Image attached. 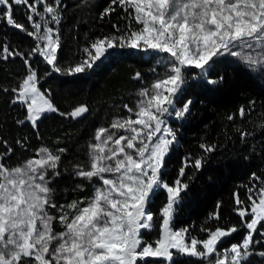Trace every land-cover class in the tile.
Listing matches in <instances>:
<instances>
[{
	"label": "snow or ice",
	"instance_id": "obj_1",
	"mask_svg": "<svg viewBox=\"0 0 264 264\" xmlns=\"http://www.w3.org/2000/svg\"><path fill=\"white\" fill-rule=\"evenodd\" d=\"M93 2L83 0L86 7ZM17 6H25L31 30L15 18ZM65 7L62 0H0V22L35 41L27 53L6 42L0 46V60L18 57L26 67L27 74L11 89L12 102L26 106V120L33 128L48 113L78 119L89 112L86 105L69 113L59 110L51 94L38 87V73L30 63L35 55L53 72L70 77L94 71L123 50L167 54L168 70L139 91L135 109L124 105L130 115L113 119L109 128L96 129L88 160L73 166L72 175L81 180L75 189L83 191L87 182L92 187L90 198L67 204L55 198L53 181L62 175L61 154L67 149L53 152L41 147L35 157L9 166L13 149L2 141L6 151L0 153V264H181L185 257L199 258L201 264H250L253 255L264 260V250L257 251L258 245L264 246V179L251 174L260 186L258 190L256 184L247 187V205L238 193L233 194L240 225L202 228L206 239L175 227L181 193L190 187L182 178L189 167L200 170L203 158L192 162L186 157L175 181L170 184L164 179L166 158L178 143L166 116L174 112L182 118L193 104L189 99L176 108L186 71L198 69L207 84L216 86L224 78L208 77L225 56L264 68V0H110L99 18L122 10L125 27L113 24L115 31L90 40L79 60L61 66L59 25ZM134 79L141 80V73H135ZM239 115L244 117L243 107ZM260 127L264 129V124ZM121 130L126 134L117 135ZM248 135L242 132L241 139ZM200 148L215 151L214 145L202 143ZM161 191L166 193V203L154 213L152 204ZM210 218L219 220V213ZM56 222L62 231L55 230ZM241 230L245 234L239 242L223 247ZM153 235L154 240L147 238Z\"/></svg>",
	"mask_w": 264,
	"mask_h": 264
},
{
	"label": "trees",
	"instance_id": "obj_2",
	"mask_svg": "<svg viewBox=\"0 0 264 264\" xmlns=\"http://www.w3.org/2000/svg\"><path fill=\"white\" fill-rule=\"evenodd\" d=\"M62 2L66 7L59 25L62 47L58 50V60L61 66L79 60L82 48L90 40L115 31L113 24L123 28L127 23L120 18L124 13L119 9L104 20L99 18L110 0H94L91 7L84 6L83 0ZM39 10L42 11V8ZM15 18L31 30L25 16V6H17ZM86 35L88 39H85ZM5 42L24 53L35 46L32 37L8 26L6 22H0V46ZM156 55L153 52L146 54L123 50L108 57L94 71L73 77L53 72L42 57L33 56L30 63L37 70L38 87L51 94L60 111L69 113L80 105H86L89 109L84 117L78 119L65 118L57 113L45 114L37 128L26 120L25 107L19 102H12L14 94L11 89L18 87L27 74L26 67L18 57L0 60V153L6 151L2 141H7V145L13 149L11 159L7 160L8 165L17 166L35 157L41 147L53 152L65 148L67 151L61 154L62 175L53 181V186L57 197H75L77 191L73 187L79 181L71 176L73 166L88 160V145L97 128H108L116 117L130 115L124 105L132 108L134 93L159 74L155 64ZM199 71L192 68L186 71L184 91L176 103L179 109L186 100H192L190 111L182 118L176 117L174 112L166 116L167 124L176 132L178 143L173 145L166 158L164 179L170 184L174 182L186 157L190 156L192 162L196 158H203L200 170L189 167L182 178V182L190 187L186 194L181 193L175 227L188 228L191 236L206 239L207 232L202 228L227 229L240 225V218L234 211L238 206L233 194L238 193L247 205L250 203L247 201V187L256 184L258 190L260 186L259 182L251 179V174L256 173L264 179V129L260 127L264 124V76L228 57L220 58L208 77L214 80L221 76L224 78L216 86L207 84ZM137 72L141 73V80L134 79ZM6 88L8 92L3 91ZM241 107L245 109L244 117L239 115ZM242 132L251 135L241 139ZM18 140L20 144L16 143ZM202 143L214 145L215 151L204 152L200 148ZM90 188L84 182L83 190L90 191ZM77 193L79 196V191ZM164 194L160 193L159 196ZM86 196L83 194L80 197ZM217 212L219 220L211 219L210 214ZM244 234V230L233 234L223 246L239 242ZM154 237L147 238L153 240ZM260 250H264V246L258 245L257 251ZM181 264L201 262L196 257H185ZM250 264H264V260L253 255Z\"/></svg>",
	"mask_w": 264,
	"mask_h": 264
},
{
	"label": "rangeland",
	"instance_id": "obj_3",
	"mask_svg": "<svg viewBox=\"0 0 264 264\" xmlns=\"http://www.w3.org/2000/svg\"><path fill=\"white\" fill-rule=\"evenodd\" d=\"M157 55H156V57H155V64H156V66H157V68H158V70H159V74H158V76L156 77V78H154V79H152L150 82H148V83H146V86L145 87H148V86H150L151 85V83L153 82V81H155L158 77H163L164 75H165V72H166V70H168V65H167V54H162V53H156ZM253 55H256V53L255 52H253ZM226 57H228V58H231V59H233V60H235V61H237V62H240L239 61V59L238 58H234V57H230V56H225V58ZM241 63V62H240ZM241 64H243V63H241ZM245 65V64H244ZM246 66V65H245ZM246 67H248V66H246ZM248 68H250L252 71H254V72H256V73H260L262 76H264V68H262L260 65H255V66H252V67H248ZM141 89H138L137 91H136V93H134V95H133V97L131 98L132 99V108L133 109H135V107H136V103L138 102V100L139 99H141V97H139L138 96V93H139V91H140ZM25 107V109H26V106H24ZM116 118H122V117H116ZM115 118V119H116ZM133 118H135L134 116H133ZM168 126H170L169 124H168ZM109 128V127H108ZM110 131H116L115 129H110ZM120 134H126V133H123V131L121 130L119 133H117V135H120ZM92 142H95L94 141V136H93V140H92ZM26 162V161H25ZM24 163V162H23ZM73 172V171H72ZM71 176H72V174H71ZM74 179H76L77 178V180L79 181L78 183H81V180L78 178V177H75L74 175L72 176ZM85 183H87V182H85ZM77 184V182L76 183H74V187H73V189L75 190V191H79V196H78V193L76 192L75 194H74V196L75 197H73L72 199H69V197L68 198H61V197H57L56 196V193H55V198H56V200H57V202L58 203H61V204H67V203H70L72 200H85L86 198H90L91 196H92V187H91V185H90V191H81V190H78V189H75V185ZM88 184V183H87ZM55 187V186H54ZM56 189V188H55ZM161 194L163 193L162 191L160 192ZM83 194H86L87 196L86 197H80L81 195H83ZM165 198V199H164ZM163 203H166V195L164 194L163 196H158V198H155L154 199V201H153V204H152V211L154 212V213H158V211H159V209L162 207V205H163ZM54 215H56V213H53ZM177 216H175V218H176ZM54 227H55V230L56 231H62L63 230V228H62V226L61 225H59V223L58 222H56L55 224H54ZM155 236V235H154ZM156 238V236L153 238V240ZM225 244V243H224ZM226 246H228V245H226ZM223 247H225V246H223ZM226 248V247H225Z\"/></svg>",
	"mask_w": 264,
	"mask_h": 264
}]
</instances>
